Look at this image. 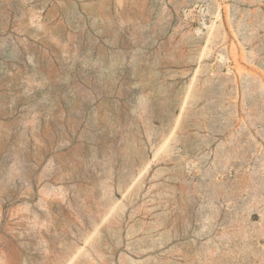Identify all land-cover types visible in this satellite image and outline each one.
I'll return each instance as SVG.
<instances>
[{"label":"rangeland","instance_id":"374dc122","mask_svg":"<svg viewBox=\"0 0 264 264\" xmlns=\"http://www.w3.org/2000/svg\"><path fill=\"white\" fill-rule=\"evenodd\" d=\"M0 264H264V0H0Z\"/></svg>","mask_w":264,"mask_h":264}]
</instances>
